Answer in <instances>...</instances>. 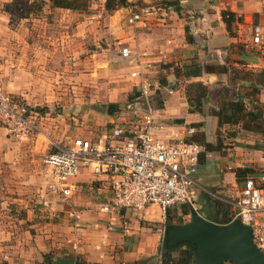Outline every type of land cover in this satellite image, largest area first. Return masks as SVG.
I'll use <instances>...</instances> for the list:
<instances>
[{
  "label": "crops",
  "instance_id": "0c3cea01",
  "mask_svg": "<svg viewBox=\"0 0 264 264\" xmlns=\"http://www.w3.org/2000/svg\"><path fill=\"white\" fill-rule=\"evenodd\" d=\"M128 1L140 18L128 21L125 16L129 18L133 8L126 7L109 14L106 21L112 26L114 41L128 43L138 53L137 63L125 61L130 87L135 92L138 89L130 76L138 65L153 83L149 97L161 126L155 132L158 138L176 141L186 137L187 127L193 125L195 133L188 138L202 147L192 203L175 205L166 216L176 223L196 210L211 221L226 223L233 212V205L227 204L238 198L244 179L264 172V52L252 43L255 26L264 38V0ZM25 44L27 49L13 60L17 66L13 69L15 94L35 89L31 77L41 68L34 59L40 52L30 49L28 40ZM46 54L51 52L44 57ZM197 69L198 74H186ZM197 84L205 89L200 110L189 105L187 95L188 91L194 94ZM237 102L243 109L237 121L230 122L227 119L233 117ZM123 113L117 120L108 115L107 128L97 133L104 126L97 120L107 116L100 114L92 127L94 137H85H102L115 121L134 117L132 110ZM218 114L227 118L221 122ZM83 131L76 136L84 137ZM70 183L72 195L52 196L43 216L38 217L41 222L34 220V226L30 225L36 230L38 244L13 264L41 262L48 252L54 254L52 264L69 256L87 264H135L146 258L159 264L166 216L158 206L142 211H102L109 201L104 177L82 169ZM177 253L176 249L174 255Z\"/></svg>",
  "mask_w": 264,
  "mask_h": 264
},
{
  "label": "rangeland",
  "instance_id": "374dc122",
  "mask_svg": "<svg viewBox=\"0 0 264 264\" xmlns=\"http://www.w3.org/2000/svg\"><path fill=\"white\" fill-rule=\"evenodd\" d=\"M30 1L0 0V92L12 104L32 111L39 127L17 136L14 122H9L11 129L0 119V263L7 264L24 258L29 247L39 242L34 220L41 222L38 217L43 216L55 195L47 188L45 162L52 143L62 145L82 129L84 137H94L92 127L97 121L104 125L97 133L109 124L108 115L104 120L97 118L106 115L102 106L118 103L120 111L113 115L117 120L135 93L130 87L129 64L119 57V49L130 45L115 42L112 26L106 21L117 10L107 12L104 0H91L86 11L54 8L47 2L28 16L20 13L19 9ZM6 4L16 10L12 17L4 11ZM130 13L140 18L134 8ZM119 16L121 20L122 15ZM27 40L30 49L40 52L34 59L41 68L31 77L37 86L15 94L12 84L17 75L13 69L17 66L13 60L20 50L27 49ZM49 51L50 56L44 57ZM7 155H11L9 159ZM179 220L187 222L190 216Z\"/></svg>",
  "mask_w": 264,
  "mask_h": 264
},
{
  "label": "built area",
  "instance_id": "2783aa9c",
  "mask_svg": "<svg viewBox=\"0 0 264 264\" xmlns=\"http://www.w3.org/2000/svg\"><path fill=\"white\" fill-rule=\"evenodd\" d=\"M137 18L139 15L134 13L128 20L132 22ZM252 43L259 52H264V38L258 26L253 28ZM119 57L135 63L139 60L138 53L130 46H122ZM130 76L138 87V96L127 106L134 112V117L114 122L102 137L75 136L62 145L52 143V149L45 157L49 177L47 188L53 194L70 197V180L85 169L107 181L109 201L102 205V211L114 208L142 211L156 205L165 217L169 208L192 203L194 175L202 147L188 138L195 133L193 125L187 127L184 138L176 141L159 139L155 132L161 126L154 118L149 97L153 83L138 65ZM0 119L8 125L14 122L17 136L39 129L32 111L12 104L3 92H0ZM232 205L229 221L239 218L249 225L253 242L264 253V172L244 179Z\"/></svg>",
  "mask_w": 264,
  "mask_h": 264
},
{
  "label": "water",
  "instance_id": "95a60500",
  "mask_svg": "<svg viewBox=\"0 0 264 264\" xmlns=\"http://www.w3.org/2000/svg\"><path fill=\"white\" fill-rule=\"evenodd\" d=\"M185 223L165 224L162 251L173 252L182 244L191 246V264H264V253L251 238V227L234 218L217 223L191 210ZM53 264H75V257L55 259Z\"/></svg>",
  "mask_w": 264,
  "mask_h": 264
},
{
  "label": "trees",
  "instance_id": "16d2710c",
  "mask_svg": "<svg viewBox=\"0 0 264 264\" xmlns=\"http://www.w3.org/2000/svg\"><path fill=\"white\" fill-rule=\"evenodd\" d=\"M49 3L50 6L54 8H61V9H71L75 11H86L88 6L90 5L91 0H31L30 2L27 3V5L24 8H20V13L24 12L23 14L28 16L32 13H35V11H40L41 8L44 6L45 3ZM133 3L128 0H104V9L107 12L112 13L115 10H118L119 8H126L131 6ZM4 11L12 17L14 12V9L6 4ZM25 16V17H26ZM200 72L199 69L192 71L191 73H186V74H198ZM195 91L194 94L192 92L188 91V102L189 105L193 106L194 109L200 110L201 106V97L205 93V89L202 87V85L197 84L194 86ZM138 96V92H135L134 95H131L130 98H135ZM150 104L152 106V103L150 101ZM153 107V106H152ZM128 109V108H127ZM243 107L241 106V103H235L234 106V115L231 118H228L227 120L235 122L237 121V117L240 115ZM103 111L107 113V115L111 116L113 119V115L119 112V105L118 103L110 102L107 103L103 106ZM219 115V120L222 122V118H227L226 116ZM116 122V121H115ZM172 223V220L169 219L168 216H166L165 219V224H170ZM177 223H184L181 220H179ZM177 255H174L173 252H161L160 253V262L159 264H190L191 263V258H192V253H191V246L190 244H182L179 246L177 249ZM54 260V254L52 252H48L42 255V261L41 262H36L33 264H52ZM0 264H7L4 262H1ZM75 264H87L84 261L79 260L78 258L75 261ZM135 264H151L150 258L149 259H142L137 261Z\"/></svg>",
  "mask_w": 264,
  "mask_h": 264
}]
</instances>
